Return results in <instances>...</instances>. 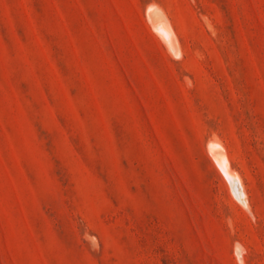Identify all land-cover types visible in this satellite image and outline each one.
I'll return each instance as SVG.
<instances>
[{"label": "rangeland", "instance_id": "374dc122", "mask_svg": "<svg viewBox=\"0 0 264 264\" xmlns=\"http://www.w3.org/2000/svg\"><path fill=\"white\" fill-rule=\"evenodd\" d=\"M0 264H264V0H0Z\"/></svg>", "mask_w": 264, "mask_h": 264}, {"label": "bare ground", "instance_id": "6f19581e", "mask_svg": "<svg viewBox=\"0 0 264 264\" xmlns=\"http://www.w3.org/2000/svg\"><path fill=\"white\" fill-rule=\"evenodd\" d=\"M165 26V25H164ZM162 26V27H164ZM162 27L160 28V30L162 29ZM166 27V26H165ZM163 30V34L165 35V37H167L169 39V43L173 42V37L168 29V27L166 29H162ZM174 49V48H173ZM214 152L216 154V157H217V160H218V163L220 165V167L223 169V171L227 174V176L229 178L232 179V181L236 180V174L235 172L230 168L229 164H228V160L227 158L225 157V153H223L224 151L222 150V148L219 146V145H215L214 147ZM238 181V180H237ZM233 186V185H232ZM239 186V185H238ZM237 187V186H236ZM241 188V186H240ZM243 189V188H242ZM239 190V189H238ZM244 190V189H243ZM241 191V190H240ZM245 192V191H243ZM243 194H246V193H243ZM245 196V195H244ZM246 197V196H245Z\"/></svg>", "mask_w": 264, "mask_h": 264}]
</instances>
